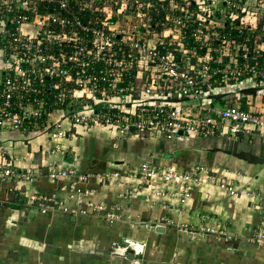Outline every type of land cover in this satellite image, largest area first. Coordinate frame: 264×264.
<instances>
[{"label": "built area", "instance_id": "built-area-1", "mask_svg": "<svg viewBox=\"0 0 264 264\" xmlns=\"http://www.w3.org/2000/svg\"><path fill=\"white\" fill-rule=\"evenodd\" d=\"M254 8L264 10V0H0V135L19 131L28 144L45 137L48 155L60 157L82 130L168 142L264 137V103L254 109L249 99L245 108L239 99L254 87L250 82L264 84V49L255 44L250 54L253 38L244 32V15ZM221 94H239L238 101L219 106L213 96ZM7 155L0 141V157ZM18 160L0 163V182H35L42 170L70 192L68 200L32 197L30 207L40 214H86V206L110 224L124 220L120 205L90 201L94 193L83 186L90 174L63 161L26 168ZM203 171L146 159L127 173V194L147 185L166 195L161 185L172 184L185 205L203 184ZM122 178L116 171L106 180ZM222 187L232 198L248 197L254 209L264 205L261 191L233 182ZM247 237L264 246V211ZM126 243L124 254L132 252Z\"/></svg>", "mask_w": 264, "mask_h": 264}, {"label": "crops", "instance_id": "crops-1", "mask_svg": "<svg viewBox=\"0 0 264 264\" xmlns=\"http://www.w3.org/2000/svg\"><path fill=\"white\" fill-rule=\"evenodd\" d=\"M255 42L253 45L256 44L261 49H264V43H258L257 39ZM256 99L255 105L257 107L264 103L262 98L260 102L258 97ZM247 101L249 99L242 101L245 108H248ZM229 104L234 103L231 101ZM253 108L256 109V106H253ZM98 136H101V134L92 132L87 141L82 139V141L75 142L76 146L72 150L69 149L67 155L60 157L48 155L47 150L50 142L45 137L35 138L28 144L24 139L25 135L19 131L3 132L0 135V141L9 151L10 155L0 157V163L5 164L9 161V158L17 156L19 159L18 164L26 168L32 166L43 167L54 160L63 161V166H75L80 171L91 175L90 181L86 185H83L94 193L90 201L109 206L120 205L123 209L124 219L110 224L105 219L99 218L93 209H88L86 206L83 207V204L81 206L86 209V214L77 213L75 215H67L55 211L54 213L42 215L30 207V199L41 194H56L60 198L68 200L70 192L66 189L65 184L63 182L49 180L46 176L47 174L42 170H40L42 177L35 182L8 179V181L0 182V258H5L4 262L0 259V264H39L40 259L34 257V255L41 254L42 250H38L37 246L32 248V262L26 263V254L28 253L25 251L24 242L26 235L32 237V239H36L40 227L45 229L47 227L52 232L58 230L59 233H62L66 242L68 240L73 242L74 239L82 240L80 246L88 247L89 253L103 254L117 238H130L127 232L132 230L131 228L129 229L131 222L144 218L150 221L156 219L167 220V217L173 216L174 219L182 222L181 224L200 225L201 213L205 215V212H213V207L210 203H203V201H206V194L203 193L204 191L198 193L200 191L198 190L199 187L197 190H194L191 199L185 205H182L179 198L173 194L175 187L172 184L161 185L167 191L166 193L168 194L166 195H163L154 186L147 185H144L141 190H136L135 195H128L127 192L133 187L130 186V181L125 179L127 178L126 175L145 159H152L157 163L158 159L164 158L159 164L165 166L169 164V158H175V155H173V158L171 157V154L175 150L182 149L184 146L194 145L208 149H202L199 154L195 152V156H198L197 164H200V159H203V157H209L210 160L214 161V166H217L218 163L219 166H221V163L229 166L233 162L230 158L233 157L224 153V150L222 151L221 148L233 151L231 149L232 147L254 153L264 158V137L261 135L233 143L217 137H208L209 139H180L178 141L168 142L160 138L150 137L142 139L132 135L123 138V140H121L122 138L119 139L127 147L121 151L117 150L120 141L113 147L110 143L111 140L104 138V140H100L99 138L93 139ZM99 141H102V143L99 144ZM251 141L253 142L251 143ZM72 142L74 141L71 139V141L66 143V146H70ZM42 144H44V149L40 147ZM160 146L165 148L163 155L158 151ZM209 149L210 151L218 150L219 152H210ZM134 158L136 162H134ZM256 166L264 165H254L246 161L238 160L237 163H233V166L232 164L229 166V170L217 167V171H215L216 174L219 173L218 178L215 179L217 186L224 190L222 183L233 182L239 189H249L264 193V175L259 174V169H256ZM232 167H234V170H240L237 177ZM116 171L121 172L124 178L122 180L108 182L106 180L107 175ZM231 173L234 174L235 178H233ZM99 175L105 176V180L101 181L98 178ZM215 190L218 189L215 188ZM224 193L226 192L224 191ZM238 198L240 199L239 201ZM238 198H232L227 194L224 199H220L215 204V209L217 212L219 210L220 213L224 214V220L222 222L225 225L222 228L228 234L233 235L232 232L236 229L234 233L236 231L239 233L244 232V236L247 237V229L261 219L264 205L254 209L250 206L251 201L248 197L243 196ZM226 199H228L229 205H227ZM231 201H234V203H231ZM233 204L236 206L235 210H229ZM178 206H183V209L180 210L177 208ZM73 217L76 218L75 222L71 220ZM46 222L49 224L47 225ZM214 226L216 227V225ZM157 227H164L165 232H160L161 234L157 233ZM148 234L149 241L151 242L158 239L165 242L169 241L172 237L179 239V243H183L187 250L185 252V259L182 261L183 264H264V246L259 247L253 245L246 239H234L225 243V239H215V237L212 238L213 236H210L209 238L201 240L196 239L197 237H194L192 233L187 234L182 230L181 232L179 230L176 231L166 224H157L155 232L148 231ZM48 236L52 237L53 235L49 232ZM130 242L131 245L133 242H138L144 246V252L139 254L146 252V246L148 244L133 240ZM124 250L125 248H121L118 253L124 255ZM128 250L130 251L131 249ZM43 254H45L46 260L49 261V250L44 251ZM134 254L135 256L139 255ZM187 256L189 259H187ZM35 260L38 261L36 262ZM177 260L179 261L180 259L177 258ZM114 261L120 262L119 259H114L113 264ZM132 263H137V261L134 259Z\"/></svg>", "mask_w": 264, "mask_h": 264}, {"label": "rangeland", "instance_id": "rangeland-1", "mask_svg": "<svg viewBox=\"0 0 264 264\" xmlns=\"http://www.w3.org/2000/svg\"><path fill=\"white\" fill-rule=\"evenodd\" d=\"M244 23L248 24L247 29L244 32H246L250 38H253L252 39L253 41L257 39L258 43H264V10L257 8V10L255 9L249 15H244ZM251 24H252V27L249 26ZM0 69H1V65H0ZM0 73H1V70H0ZM0 79H1V76H0ZM259 84L260 83L258 80L255 82V84H252L250 82V85H254V87H250V88H253L255 92L253 94H250L249 96H246L248 94L244 92V94L242 93V95L239 96L240 97L239 99L241 101H243L244 99H251L253 100V106H255V100H257L256 97H258L259 102L261 98L263 99V102H264V84L262 83L263 84L262 86H256ZM238 95L236 96V94H232L231 96L229 95L225 96L223 97L224 99L217 101V104L219 106H224L226 103L228 104L229 102L231 103V101H234L233 103H235L237 100L235 99V97L237 98ZM92 132H97L101 134V136L95 137L93 139L99 138L101 140L104 138L106 140H111L110 143L113 145V147L114 145H116V143H118V141H120L116 134L106 129H97V130L94 129V130H84V131L82 130L76 134L71 135L72 141L74 142H72L70 146L67 147L68 151L69 149L72 150L76 146L75 142L82 141V139H85L87 141V139L90 138V134ZM128 136H132V135L129 134L127 135V137ZM121 140H123V138ZM102 141H99V144H101ZM252 142L253 141H251V143ZM117 147H118L117 150H120V151L127 148L126 146L123 145V143H121V141L120 143H118ZM202 149L208 150L206 149V147H200V146H195V145L194 146H184L182 149L180 148L179 150H175L171 154V157L173 158V155H175V158L173 159L169 158L170 159L169 164L165 165L171 168H178L179 166L180 170H186V171H192L197 166L204 170L203 171L204 173L202 174L203 184H201V187H199L198 190L200 191L198 193H201V191H204L203 193L206 194V198H205L206 201H203V200H200V201H203V203H210L213 207L212 208L213 212H205V215L201 213L200 215L201 222H199L200 225H194V224L190 225L187 223L181 224L182 222L177 221L176 219H174L173 216L167 217V220L156 219L154 221H150V220H146L145 218L141 220H137V221L130 223L131 225L129 229L131 228L132 230H129L127 232V235H129L130 238L128 237L117 238V240H115L114 243H111L108 250L106 249L107 251H105V253L103 254L89 253L88 247L80 246V243L82 240L74 239L73 242H71L70 240L66 242L65 238H63L64 236H62V233L61 232L59 233L58 230L56 231L54 230L52 232L51 230H48L47 227L46 229L43 227H40V229H38V236L36 239H32V237H28L27 235L25 237V242H24L25 251L28 253L26 254V263L32 262L31 258L33 257V255L31 254V249L37 246L38 250L40 251L42 250L41 254L34 255V257L40 259L39 264H113L114 259L120 260V262L114 261V264H183L182 261H184L185 259V252L187 250L183 243L181 244L179 243V239H174V237H172L169 239V241H165V242H163V240L161 239L153 240L152 242L149 241L148 231L155 232V227L157 224H166L167 226H170L171 229H175L176 231L179 230L181 232L182 230L184 231V233H187V234L192 233L194 237H197L196 239L203 240L204 238H209L210 236H213L212 238L215 237V239H221V240L225 239V243L228 241L234 240V239H242V240L246 239L250 243H252L248 237L244 236V232L239 233L238 231H236V233H234V231L236 230L234 229V231L232 232L233 235L230 233L228 234L227 231L222 228L225 225L222 222V220H224V214L220 213L219 210L217 212L215 209V204L218 203L220 199H224L225 195H227L226 193H224L225 190H222L220 187L217 186L215 179L218 178L219 173L216 174L215 171H217V167H222V169L226 168L229 170V166L231 164L233 166V163H237V161L240 159L232 156L233 158H230V159L233 162H231L229 166H226L225 163H221V166H219V163L217 164V166H214L213 160H210L209 157H203V159H200L201 161L200 164H197L196 161H198V156H195V152L199 154ZM221 149L223 151L226 148H221ZM231 149L235 152L243 151L235 147H232ZM158 151L161 153V155H163L165 148L160 146L158 148ZM163 159L164 158L158 159L157 163L159 164L161 161H163ZM134 162H136V159ZM232 168H233L232 169L233 172L236 173V177H237V175L240 173V170H234V167ZM256 169H259V174L264 175V166H256ZM232 176L233 178H235L234 174H232ZM215 188L218 190H215ZM239 200L240 199L238 198V201ZM244 200L246 199L244 198ZM225 201H227V205H229L228 199H226ZM231 203H234V201L233 202L231 201ZM235 207H236L235 204H233L232 208H229V210H235ZM177 208L182 210L183 206L182 207L178 206ZM213 213H216V214H213ZM176 214L179 215L177 212ZM46 223L47 225L49 224L48 222ZM214 225H216V227ZM208 227H214L218 231V233L216 234L207 233L206 228ZM49 232L52 233L53 235L52 237L48 236ZM156 232L160 233L157 230ZM222 232L223 234H221ZM127 240L139 241L143 244H148L146 246V252L143 254H139L141 252H144L145 250L144 246H142L140 243L133 242L132 245L129 247V249L133 250L134 253L139 254L137 256L134 255L137 263H132L133 260H130L128 258V254H130L131 252L129 253L127 252L124 255H121L118 253V251H120L121 248H125L128 246V244L126 243ZM252 244L256 245L254 243ZM133 245L134 246L140 245L142 248L139 246L140 249L137 250V248L139 247L134 248ZM47 250H49V259H50L49 261L46 260L45 254H43L44 251H47ZM54 257H56L57 259ZM177 258H179L180 260L178 261ZM0 259L3 262L5 261V258H0ZM187 259H189L188 256H187ZM35 261L37 262L38 260H35Z\"/></svg>", "mask_w": 264, "mask_h": 264}, {"label": "water", "instance_id": "water-1", "mask_svg": "<svg viewBox=\"0 0 264 264\" xmlns=\"http://www.w3.org/2000/svg\"><path fill=\"white\" fill-rule=\"evenodd\" d=\"M225 95H214L213 96V99L215 101H220L223 99ZM131 131H134V128L132 127L131 128ZM214 152L218 151V150H213ZM224 153L228 154V155H231V156H234L238 159H240L241 161H246L250 164H254V165H263L264 164V158L263 157H260L254 153H250V152H247V151H240V152H233V151H230V150H224L223 151ZM73 222L76 221V218L73 217L71 219ZM158 232H165V228L164 227H157L156 229ZM128 258L130 260H134L135 257L134 255L132 254V252L130 254H128Z\"/></svg>", "mask_w": 264, "mask_h": 264}, {"label": "trees", "instance_id": "trees-1", "mask_svg": "<svg viewBox=\"0 0 264 264\" xmlns=\"http://www.w3.org/2000/svg\"><path fill=\"white\" fill-rule=\"evenodd\" d=\"M253 44H254V41L251 39V42L248 45L250 48V54H252ZM251 59L252 58H250V60ZM244 92L247 94H253L255 92V90L253 88H248V89L244 90ZM232 102H234V101H232Z\"/></svg>", "mask_w": 264, "mask_h": 264}, {"label": "bare ground", "instance_id": "bare-ground-1", "mask_svg": "<svg viewBox=\"0 0 264 264\" xmlns=\"http://www.w3.org/2000/svg\"><path fill=\"white\" fill-rule=\"evenodd\" d=\"M206 139H209V138H206ZM139 246H140V245H138V246H134V245H133V247H134V248H136V247H139ZM140 247H141V246H140ZM140 247H139V248H137V250H139V249H140ZM131 248H132V247H131ZM141 248H142V247H141ZM124 251H125V250H124ZM131 251H132V254H133V255H135V254H134V251H133V250H131ZM141 251H142V250H141ZM135 252H136V251H135Z\"/></svg>", "mask_w": 264, "mask_h": 264}]
</instances>
